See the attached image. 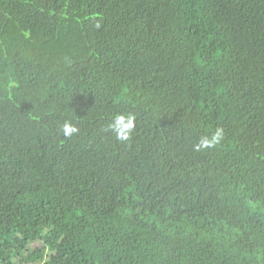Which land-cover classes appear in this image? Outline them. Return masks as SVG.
Instances as JSON below:
<instances>
[{
  "label": "trees",
  "instance_id": "trees-1",
  "mask_svg": "<svg viewBox=\"0 0 264 264\" xmlns=\"http://www.w3.org/2000/svg\"><path fill=\"white\" fill-rule=\"evenodd\" d=\"M0 264H264V0H0Z\"/></svg>",
  "mask_w": 264,
  "mask_h": 264
},
{
  "label": "clouds",
  "instance_id": "clouds-1",
  "mask_svg": "<svg viewBox=\"0 0 264 264\" xmlns=\"http://www.w3.org/2000/svg\"><path fill=\"white\" fill-rule=\"evenodd\" d=\"M99 26V25H97ZM14 81L9 80L8 86H14ZM134 117L131 114H117L113 117L109 124V129L117 134L118 139H127L133 128ZM61 131L66 136H71L78 131V128L71 122L65 121L61 126ZM224 137V130L217 128L211 136H202L199 142L194 146L197 151L204 148H212L219 144Z\"/></svg>",
  "mask_w": 264,
  "mask_h": 264
}]
</instances>
